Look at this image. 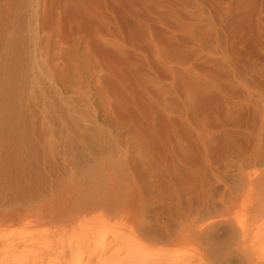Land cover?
<instances>
[{
  "label": "rangeland",
  "instance_id": "obj_1",
  "mask_svg": "<svg viewBox=\"0 0 264 264\" xmlns=\"http://www.w3.org/2000/svg\"><path fill=\"white\" fill-rule=\"evenodd\" d=\"M235 5L0 0L1 264H53L34 257L39 244L56 239L59 250L81 235L77 220L107 217L117 202L129 214L131 195L171 158L211 178L255 172L264 201V0ZM83 6L100 7L105 23L78 25ZM145 130L169 131L174 145L153 147ZM212 187L218 195L223 183ZM211 230L191 243L196 264L224 250L204 238Z\"/></svg>",
  "mask_w": 264,
  "mask_h": 264
},
{
  "label": "bare ground",
  "instance_id": "obj_2",
  "mask_svg": "<svg viewBox=\"0 0 264 264\" xmlns=\"http://www.w3.org/2000/svg\"><path fill=\"white\" fill-rule=\"evenodd\" d=\"M246 1L251 0H235L236 8ZM119 3L118 1L117 4ZM89 5L91 6L90 3ZM88 6L76 10L74 20L78 25H87L89 29L103 25L105 20L104 16L101 17V8ZM171 135L169 131H165L161 137L146 130L143 132L145 140L153 147H158L160 143V148L167 147L166 149L174 145ZM189 160L171 158L161 161L164 169L156 168L150 173L146 184L144 182L147 189L144 188L145 190L129 198L130 205L124 208L129 214L122 213L117 202L107 217L104 214L105 216L94 220L81 215V220H77L78 223L73 226L75 229L80 228L79 237L71 240L70 237L66 238L68 241L61 242L59 250L57 240L50 237L51 240L39 244L34 257L50 260L53 264H145L142 259L152 254L154 260L150 261L151 264H196L197 259L194 258L197 250L191 243L198 240L201 233H207L206 230L210 227V238H207L208 235L204 238L212 241L211 244L217 246L218 250H224L214 254L210 261L207 259L205 264H264V201H258L260 193L255 192V184L260 182L256 181L258 174L256 176L255 172H246L225 179L218 176L211 178L202 172L193 173L196 167ZM157 164L159 165L158 162ZM212 182L223 183V189L218 195L214 193ZM261 196L264 195L261 193ZM136 208L143 212L142 216L138 212L136 215H133L134 212L132 214ZM10 220L1 224L5 226L4 232L8 229ZM12 226H9L11 230L14 229ZM105 226L114 229L107 239L101 235ZM112 229L109 228V231ZM11 230H7L10 233H5L8 235L5 244L14 247L18 238L15 236L16 232ZM173 236L179 240L172 246L151 244ZM66 239L63 237L62 240ZM134 239L136 243L130 246L129 243ZM120 246L126 248L123 252H116V248Z\"/></svg>",
  "mask_w": 264,
  "mask_h": 264
}]
</instances>
